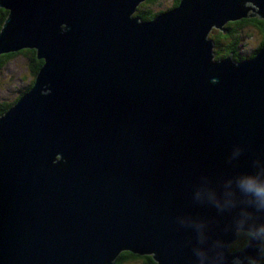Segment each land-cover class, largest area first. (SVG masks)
Segmentation results:
<instances>
[{
    "label": "water",
    "instance_id": "95a60500",
    "mask_svg": "<svg viewBox=\"0 0 264 264\" xmlns=\"http://www.w3.org/2000/svg\"><path fill=\"white\" fill-rule=\"evenodd\" d=\"M142 1L0 0V55L42 61L0 114V264L257 263L228 247L264 224L241 187L264 182V0ZM252 16L262 46L214 59L210 29Z\"/></svg>",
    "mask_w": 264,
    "mask_h": 264
},
{
    "label": "trees",
    "instance_id": "16d2710c",
    "mask_svg": "<svg viewBox=\"0 0 264 264\" xmlns=\"http://www.w3.org/2000/svg\"><path fill=\"white\" fill-rule=\"evenodd\" d=\"M157 1L159 0H144L140 2L136 6L135 11L132 13V15L137 16L141 20L151 19L157 13L163 10L162 8H154L151 6L152 3ZM178 1L179 0H168L169 5L167 6V8L176 5ZM6 12H7L6 9L0 7V25ZM259 24H262L259 18L257 16H252V17L240 18L235 21L225 22L222 25L221 29L212 28L208 32L207 38L210 39L212 43L213 58L220 59V58L228 57L229 55L231 58L254 55V50L262 46V32H259ZM249 28L253 30L254 34L252 37L256 39V41L254 42L252 41V47L250 51H248L247 53H243L241 50L242 44L244 46H247V43L244 42L243 39L251 38L250 33L248 32ZM29 50L31 51L33 58H35L34 50L33 49H29ZM20 51L22 50H19L18 52ZM18 52L6 53L4 55L5 60L7 61L8 58L12 57ZM0 61H1L0 67H2L4 63H2L1 58ZM41 62H42L41 60H36L30 63L29 65L30 71L32 72L33 75L30 84L27 85L25 88H21L20 89L21 91L13 99H11L10 101H4L3 104H0V114L4 110H6L8 106H10L24 91L30 88L34 75H36L37 68L39 67ZM238 236L239 237L236 238L237 240L229 245L228 249L230 251H235L239 247L244 246L249 240V236L247 235V232H238ZM258 253L260 256V262L258 263L264 264V244L261 245ZM112 264H155V263L150 255L147 254L140 255V254L132 253L128 250H122L117 254Z\"/></svg>",
    "mask_w": 264,
    "mask_h": 264
},
{
    "label": "rangeland",
    "instance_id": "374dc122",
    "mask_svg": "<svg viewBox=\"0 0 264 264\" xmlns=\"http://www.w3.org/2000/svg\"><path fill=\"white\" fill-rule=\"evenodd\" d=\"M168 5V0H159L151 4L152 7L162 8L163 10L166 9ZM248 32L250 33L251 38L243 39V41L247 43V46L242 44L241 50L243 53L250 51L252 47V41H256V39L252 37L254 34L253 30L249 28ZM27 78L32 79V76L30 75L29 67L25 66V59L23 56L16 55L7 60V62L2 67H0V104H3L4 101H10L13 99L15 95L20 92L21 86L27 82ZM54 158L57 160L58 155L55 154ZM260 245L262 244L260 243ZM258 262H260V256L258 257L256 264H259Z\"/></svg>",
    "mask_w": 264,
    "mask_h": 264
},
{
    "label": "clouds",
    "instance_id": "9594fccd",
    "mask_svg": "<svg viewBox=\"0 0 264 264\" xmlns=\"http://www.w3.org/2000/svg\"><path fill=\"white\" fill-rule=\"evenodd\" d=\"M241 187L246 196L250 197L252 200L259 201L262 205H264V182H259L253 177H248ZM242 232H247L249 239L256 240L259 243L264 244V224H262L259 228H250L249 230Z\"/></svg>",
    "mask_w": 264,
    "mask_h": 264
},
{
    "label": "flooded vegetation",
    "instance_id": "af4514ba",
    "mask_svg": "<svg viewBox=\"0 0 264 264\" xmlns=\"http://www.w3.org/2000/svg\"><path fill=\"white\" fill-rule=\"evenodd\" d=\"M22 51H20V52H18L17 54H15V55H13V56H16V55H21V56H23L24 57V59H25V66H27V67H29V72H30V75L33 77V75H32V72L30 71V63L31 62H33V61H36V60H38V59H36V58H33V55H32V53H31V51L29 50V49H21ZM5 54H3V55H1L0 56V58H1V60H2V63H6L7 61L5 60V56H4ZM12 56V57H13ZM12 57H10V58H12ZM10 58H8L7 60H9ZM30 81H31V79H29V78H27V82L24 84V85H22L21 86V88H25L27 85H29L30 84ZM20 88V89H21ZM21 91V90H20ZM16 95H18V94H16ZM15 95V96H16ZM238 232H242V231H238Z\"/></svg>",
    "mask_w": 264,
    "mask_h": 264
},
{
    "label": "bare ground",
    "instance_id": "6f19581e",
    "mask_svg": "<svg viewBox=\"0 0 264 264\" xmlns=\"http://www.w3.org/2000/svg\"><path fill=\"white\" fill-rule=\"evenodd\" d=\"M135 11V10H134ZM133 17V16H132Z\"/></svg>",
    "mask_w": 264,
    "mask_h": 264
}]
</instances>
